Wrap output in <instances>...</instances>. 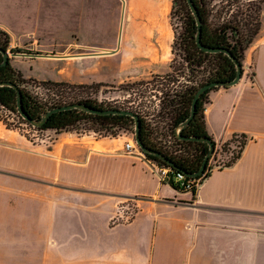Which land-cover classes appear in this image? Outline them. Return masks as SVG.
I'll use <instances>...</instances> for the list:
<instances>
[{"label":"crops","instance_id":"1","mask_svg":"<svg viewBox=\"0 0 264 264\" xmlns=\"http://www.w3.org/2000/svg\"><path fill=\"white\" fill-rule=\"evenodd\" d=\"M67 4L0 0V15L18 24L35 12L45 25L44 6L54 14ZM84 5L85 20L88 11L121 14V31L130 9L127 0ZM71 21L60 29H76V18ZM7 24L0 29L12 46L15 33ZM47 58L63 68L69 57ZM242 65L239 84L209 94L204 118L216 151L234 136L247 137V144L228 167L216 168L211 159L213 170L195 193L160 183L149 162L106 141H97L102 150H96L49 130L37 144L0 152V264H264V30ZM74 74L69 81L88 83ZM126 202L138 206L133 220L112 224Z\"/></svg>","mask_w":264,"mask_h":264},{"label":"rangeland","instance_id":"2","mask_svg":"<svg viewBox=\"0 0 264 264\" xmlns=\"http://www.w3.org/2000/svg\"><path fill=\"white\" fill-rule=\"evenodd\" d=\"M37 1L30 0V3L35 7ZM66 1L68 6H57L54 14L44 6L42 24L45 25L39 24L35 12L24 15L18 24H7L6 16L0 15V24L11 26L15 33L12 46L8 37L7 52L12 69L22 77V87L49 102L77 98L92 100L106 109L138 111L145 117L151 138L158 146L169 154L189 158L194 149L174 141L170 101L176 100V95L183 96L188 90H199L207 84L218 63L212 57H203L201 66H190L185 61L189 42L186 26L193 17L186 0H127L130 9L124 15L122 31L121 14L102 16L88 11V20H85L80 12L85 0ZM205 5L208 32H215L226 24L230 29L225 37L231 45L239 41L246 47L264 30V0H205ZM73 17L77 20L76 29H60L74 25L73 21L66 22ZM101 22L107 29L99 30ZM112 52L117 53L89 56ZM87 55L93 58L85 59ZM50 56L69 58L60 68L52 60H46L54 59L47 58ZM59 69L67 79H61ZM72 73L88 83L69 81ZM46 80L65 83L70 88L66 86L60 92H53L43 85ZM134 132L135 126L108 132L86 119L62 134L74 135L100 150L97 141L124 148ZM42 136V132L25 124L19 114L0 105V152L15 153L27 142L37 144Z\"/></svg>","mask_w":264,"mask_h":264},{"label":"trees","instance_id":"3","mask_svg":"<svg viewBox=\"0 0 264 264\" xmlns=\"http://www.w3.org/2000/svg\"><path fill=\"white\" fill-rule=\"evenodd\" d=\"M195 5L197 6L200 15L203 20V44L210 48L216 49H227L238 59L240 63L244 60V54L247 48L251 45L250 42L246 47L241 46L239 41L231 45L227 42L225 37L227 30L226 24L223 25L220 29L215 32L209 33L206 28V20H205V12L202 13L200 5H205V0H193ZM187 2V1H186ZM193 15V14H192ZM196 33L197 26L195 22L194 16L189 19L186 26V35L188 36L189 42L187 45V54L185 56V61L190 65L201 66L204 63L202 60L203 57H212L218 63L215 67V72L209 78L207 84L212 82H229L235 79L236 77V67L234 63L223 53L218 54H210L201 51L196 44ZM4 37L3 39L1 37ZM9 44V38L6 34L0 31V48H3L7 51ZM14 52V51H12ZM189 53H192L189 55ZM3 62V57L0 54V64ZM21 76L15 70L12 69L11 65H7L0 69V81L1 82H12L16 84L22 91L23 95V108L25 113L33 120H39L42 118L44 114L49 112L52 109L59 108L66 105L71 104H85L91 108L98 110H110L103 107V105H99L97 102L92 100H84L77 98H62L58 100H52L51 102L43 100L37 96L32 95L30 92H27L25 88L21 85ZM144 84V83H143ZM44 86L49 87L53 92L57 90L60 92V89L68 86L65 83H55V82H43ZM206 85V84H205ZM203 85V86H205ZM202 86V87H203ZM201 87V88H202ZM70 88V86H68ZM200 88V89H201ZM218 88H214L205 93L200 99L197 111L194 119L183 132L184 137H193V138H210L212 139L207 131L205 118H204V110L205 106L209 103V98L207 100V96L209 94L217 90ZM198 92V89L188 90L183 96H175L176 100L170 101L171 112H169L171 116V122L173 127V138L174 141L180 146H188L194 149V153L189 156V158H182L181 156H177L172 153H168L161 146H158L157 143L154 142L151 138V133L149 131L148 126L145 123V117L138 111H135L136 114L140 116L141 119V139L146 147L157 150L168 158H170L176 164V170L187 174H195L197 173L204 160L206 155L209 152V147L207 144L200 142H188V141H180L175 134L177 127L182 124L185 120L188 119L191 113V107L193 99ZM0 105L3 108L8 109L13 113H18L17 108V93L14 89L9 87H0ZM123 110V109H119ZM134 112V111H133ZM20 116V115H19ZM21 118V117H20ZM22 119V118H21ZM91 119L98 125L102 127V129H106L110 132L112 129H127V127L135 126V121L133 118L129 116L123 115H110V116H99V115H91L79 110L65 111L54 114L48 122L42 127L34 129L36 131H54L57 134H62L63 131H68L76 126L83 120ZM23 120V119H22ZM25 124H27L30 128L32 126L29 122L23 120ZM247 144V137L245 136H234L229 142L223 144L221 148L216 152V158L218 164L223 165L224 167H228L234 164L241 156L245 146ZM148 159L151 161H156L164 166H168L165 163L159 161L157 158L147 155ZM191 179H199L192 178ZM175 187V186H174ZM178 189L177 187H175ZM193 193V192H192Z\"/></svg>","mask_w":264,"mask_h":264},{"label":"water","instance_id":"4","mask_svg":"<svg viewBox=\"0 0 264 264\" xmlns=\"http://www.w3.org/2000/svg\"><path fill=\"white\" fill-rule=\"evenodd\" d=\"M186 1H187V4H188L194 18H195V22H196V26H197L196 44H197L198 48L205 53H210V54L223 53L234 63V65L236 67V77L234 80L229 81V82H212L210 84H206L205 86H203L201 89L198 90V92L196 93V95L193 99V102H192L190 116L188 117L187 120H185L182 124H180L175 131L176 137L180 141L200 142V143H204V144L208 145L209 152L206 155L205 160H204L200 170L195 174H187V176L192 177V178H200V177L204 176L206 171H207L209 161L214 156V154L216 152V145H215L214 141L210 138L184 137L183 132L186 128H188V126L190 125V123L194 119V117L196 115L198 103H199L200 99L202 98V96L205 93H207L209 90H212L214 88H231L233 86H236L237 84H239L241 82V80L243 78L244 69H243L242 63H240L238 61V59L236 57H234V55L230 52V50L210 48V47H207L203 44V40H202L203 39V20H202V17L200 15V12H199L197 6L195 5L194 1L193 0H186ZM114 53H116V52H112V53H108V54H114ZM0 54L3 57V62L0 64V69H1L3 67H6L7 65H9L10 60H9V54L5 49L0 48ZM0 87H9V88H12L16 91L18 113H19L20 117L23 120L29 122L30 125L32 126V128H34V129L42 128L54 114H57L60 112H65V111H72V110H79V111L85 112L87 114L99 115V116H110V115L129 116V117L133 118L135 121L134 136H135L136 144L138 145L140 150L145 155L155 157L159 161L165 163L166 165H168L174 169H177L176 164L170 158H168L166 155H164L163 153H161L157 150H154V149H151V148L145 146V144L142 142V139H141V119H140V116L133 111L119 110V109L98 110V109H94V108H91L85 104L80 103V104H71V105H66V106H62L59 108L52 109L49 112H47L46 114H44L41 119L33 120L24 111L23 95H22L21 89L16 84H14L12 82H1L0 81Z\"/></svg>","mask_w":264,"mask_h":264},{"label":"built area","instance_id":"5","mask_svg":"<svg viewBox=\"0 0 264 264\" xmlns=\"http://www.w3.org/2000/svg\"><path fill=\"white\" fill-rule=\"evenodd\" d=\"M123 150L130 155L137 156L149 162L152 166V170L154 174L157 176L160 183L169 182L183 192L195 193L198 190V188L201 186L203 180L207 177V174H209L213 170V167L209 165L210 164L209 161L207 171L204 176L200 177L199 179L188 178L184 173L177 171L176 169L170 166H164L156 161L149 160L147 155H145L136 144L134 135L131 140H129L124 144ZM216 152L211 159H215L214 164L216 168H224L223 165L218 164L216 158ZM137 209L138 206L130 202L120 204L117 207V213L112 220V224L115 225L120 223L131 222L134 216L136 215Z\"/></svg>","mask_w":264,"mask_h":264},{"label":"flooded vegetation","instance_id":"6","mask_svg":"<svg viewBox=\"0 0 264 264\" xmlns=\"http://www.w3.org/2000/svg\"><path fill=\"white\" fill-rule=\"evenodd\" d=\"M200 7H201L202 13H204V8H205L204 4L203 5L201 4Z\"/></svg>","mask_w":264,"mask_h":264},{"label":"bare ground","instance_id":"7","mask_svg":"<svg viewBox=\"0 0 264 264\" xmlns=\"http://www.w3.org/2000/svg\"><path fill=\"white\" fill-rule=\"evenodd\" d=\"M100 150H102L101 148H99Z\"/></svg>","mask_w":264,"mask_h":264}]
</instances>
